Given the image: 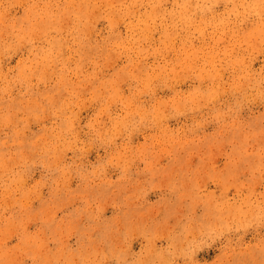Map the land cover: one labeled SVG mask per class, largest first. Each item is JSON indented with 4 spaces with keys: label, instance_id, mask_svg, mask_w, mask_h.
I'll return each instance as SVG.
<instances>
[{
    "label": "rangeland",
    "instance_id": "1",
    "mask_svg": "<svg viewBox=\"0 0 264 264\" xmlns=\"http://www.w3.org/2000/svg\"><path fill=\"white\" fill-rule=\"evenodd\" d=\"M263 24L0 0V264H264Z\"/></svg>",
    "mask_w": 264,
    "mask_h": 264
},
{
    "label": "bare ground",
    "instance_id": "2",
    "mask_svg": "<svg viewBox=\"0 0 264 264\" xmlns=\"http://www.w3.org/2000/svg\"><path fill=\"white\" fill-rule=\"evenodd\" d=\"M210 1H211V0H210ZM68 2H69V1H68ZM76 2H78V1H76ZM80 2H81V1H80ZM132 2H133V1H132ZM134 2H135V0H134ZM197 2H198V1H197ZM199 2H200V1H199ZM90 3H91V2H90ZM150 3H151V2H150ZM152 3H153V2H152ZM156 3H157V2H156ZM204 3H205V2H204ZM158 4H159V3H158ZM185 4H187V3H185ZM75 5H76V4H75ZM81 6H82V5H81ZM156 6H159V5H156ZM156 6H155V7H156ZM197 6H198V5H197ZM200 6H201V5H200ZM155 7H154V8H155ZM159 7H160V6H159ZM201 7H202V6H201ZM83 9H85V7H84ZM125 9H126V8H125ZM129 9H130V8H129ZM65 10H66V9H65ZM86 10H88V9H86ZM82 11H83V10H82ZM88 11H89V13H90V10H88ZM189 11H190V10H189ZM45 13H46V12H45ZM86 13L88 14V12H86ZM150 13H151V12H150ZM150 13H149V14H150ZM243 13H244V12H243ZM81 14H82V13H81ZM153 14H154V13H153ZM157 14H158V13H157ZM27 15H28V14H27ZM150 15H151V14H150ZM158 15H160V14H158ZM70 17H71V16H70ZM148 17H149V16H148ZM151 17H152V16H151ZM151 17H150V18H151ZM166 17H167V16H166ZM186 18H187V17H186ZM161 19H162V17H161ZM150 20H151V19H150ZM188 20H189V19H186L187 24H188ZM74 21H76V19H74ZM144 21H145V20H144ZM42 22H43V21H42ZM189 22H190V21H189ZM141 24H142V23H141ZM263 25H264V24H263ZM169 26H170V25H169ZM171 28H172V27H171ZM166 31H167V30H166ZM69 35H70V34H69ZM70 37H71V36H70ZM252 42H253V41H252ZM40 49H41V48H40ZM43 59H44V58H43ZM44 60H45V59H44ZM45 61H46V60H45ZM45 61H44V62H45ZM66 68H67V67H66ZM64 69H65V68H64ZM65 70H66V69H65ZM63 83H64V82H63ZM65 87H66V86H65ZM237 88H238V87H237ZM69 123H70V122H69ZM69 125H70V124H69ZM65 127H66V126H65ZM69 127H70V126H69ZM52 138H53V137H52ZM56 139H57V137H56ZM59 139H60V138H59ZM50 142H51V141H50ZM57 142H58V141H57ZM61 144H62V143H61ZM53 145H54V144H53ZM56 145H58V144L56 143ZM56 145H55V146H56Z\"/></svg>",
    "mask_w": 264,
    "mask_h": 264
}]
</instances>
